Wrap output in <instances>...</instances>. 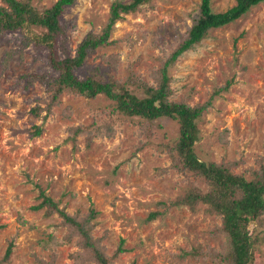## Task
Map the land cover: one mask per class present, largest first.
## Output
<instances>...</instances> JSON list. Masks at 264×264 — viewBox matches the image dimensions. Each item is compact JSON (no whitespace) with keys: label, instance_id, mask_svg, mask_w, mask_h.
<instances>
[{"label":"rangeland","instance_id":"obj_1","mask_svg":"<svg viewBox=\"0 0 264 264\" xmlns=\"http://www.w3.org/2000/svg\"><path fill=\"white\" fill-rule=\"evenodd\" d=\"M31 1L41 11L57 0ZM114 1L76 0L61 15L72 56L90 31L100 34ZM203 1L152 0L147 11L121 15L112 43L88 55L75 74L155 86L163 54L182 41ZM208 1L213 12L235 5V0ZM15 38L20 41V34L0 39V264H93L57 214L47 216V206L35 208L43 200L40 192L72 217L84 219L93 210L91 234L105 255L112 257L119 245L124 251L112 264H215L201 253L220 250L219 218L202 203L192 209L170 205L193 187L207 190L202 180L189 183L190 175L177 172L162 151L176 141L178 122L160 118L146 138L141 126L124 118L113 127V137L96 135L97 113L108 116L109 101L66 93L49 107L44 86L21 79L50 71L48 53L30 45L21 59L13 53L21 44ZM168 72L170 101L188 97L190 106L206 103L230 82L198 120L194 152L202 162H237L233 173L250 178L257 162L264 163V2L211 30ZM151 213L158 216L150 220ZM257 232L253 264H264V227Z\"/></svg>","mask_w":264,"mask_h":264},{"label":"trees","instance_id":"obj_2","mask_svg":"<svg viewBox=\"0 0 264 264\" xmlns=\"http://www.w3.org/2000/svg\"><path fill=\"white\" fill-rule=\"evenodd\" d=\"M75 1L57 0L50 7L38 11L31 0H0V39L7 34H20V41L15 38V42L21 44L18 43L13 53L19 54L21 59L25 49L30 45L48 53L46 64L50 71L41 75L23 76L21 79H27V85H43L48 94L45 99L49 107L56 105L59 98L66 93L91 100L104 96L109 101V111L105 118L103 113H97L93 127L98 136L113 137L115 133L113 127L115 128L118 121L124 118L132 119V122L141 126L146 138L153 134L150 125L154 121L160 118L176 120L179 124V135L176 141L165 145L162 151L166 150L177 172L190 175L189 183L202 180L207 190L200 193L193 187L186 196L171 202L170 205H186L192 209L202 203L221 221L216 232L222 237V246L219 251L201 253L204 258L210 256L215 264H253L257 243L260 242V232L258 233L257 229L264 227V163L262 160L258 161V168L252 170L249 178L243 173H233L232 167L237 166V162L221 164L202 162L194 152V145L199 136L198 120L211 107L215 96L221 91H227L230 82L214 90L206 103L190 106L186 101L188 97L178 102L170 101L172 90L168 70L183 53L205 39L211 30L240 19L264 0H235V5L224 12H213L209 1L204 0L199 15L194 18L182 41L173 51L163 54L165 58L161 61L159 79L155 86L130 84L128 83L130 79L125 83H118L112 79L104 82L97 78L95 73L93 76L80 79L75 74L84 67L88 55L112 43L109 41L111 31L114 24L121 19V15L147 11L152 8L150 3L152 0L114 1L110 6L109 18L100 34L90 31L77 45L72 56L67 49L66 27L62 25L61 15ZM9 56L11 52L7 54V57ZM132 85L134 88L130 89ZM33 113L38 114L36 110H33ZM39 134L40 129L36 128L34 135ZM78 134L77 128L72 136L74 140ZM91 137L93 135L89 134V141ZM222 139L224 144L228 143L225 137ZM40 195L43 200L35 208L47 206V216L57 214L62 219L63 225L67 226L70 232L69 235L78 237L77 245L83 250L88 262L112 264V260L124 252L119 245L114 255L108 257L98 239H93L91 234L93 226L90 222L94 216L93 210H90L84 219L72 217L63 208H59L57 203L44 196L43 192H40ZM156 216L157 213H151L148 218L152 220ZM251 226L253 228L250 230ZM10 254L11 246L6 249L3 260L6 261Z\"/></svg>","mask_w":264,"mask_h":264}]
</instances>
